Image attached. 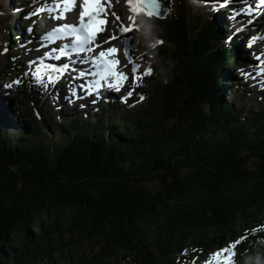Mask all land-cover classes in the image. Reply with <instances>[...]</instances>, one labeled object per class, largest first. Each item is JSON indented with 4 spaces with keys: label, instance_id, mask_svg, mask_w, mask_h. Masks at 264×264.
I'll list each match as a JSON object with an SVG mask.
<instances>
[{
    "label": "trees",
    "instance_id": "16d2710c",
    "mask_svg": "<svg viewBox=\"0 0 264 264\" xmlns=\"http://www.w3.org/2000/svg\"><path fill=\"white\" fill-rule=\"evenodd\" d=\"M159 29L163 75L122 119L99 105L85 128L77 116L55 125L33 111L28 82L0 90V264H179L264 220V109L244 114L221 93L235 43L184 0ZM4 68L18 74L9 58ZM257 257L261 231L233 264Z\"/></svg>",
    "mask_w": 264,
    "mask_h": 264
},
{
    "label": "rangeland",
    "instance_id": "374dc122",
    "mask_svg": "<svg viewBox=\"0 0 264 264\" xmlns=\"http://www.w3.org/2000/svg\"><path fill=\"white\" fill-rule=\"evenodd\" d=\"M178 0H169V8L175 7V4ZM187 3V6L189 8V14L191 17L197 16L200 13L203 12V10L200 9L199 5L196 4V2L201 0H184ZM115 6L114 11L116 18L118 17L120 21L125 23L126 25L131 24L130 26L133 27L132 31L128 33V35L132 38V50L134 53V57L137 60V63L141 66L140 72H143L144 69L151 67L152 73L149 76H146L143 78V80L140 81V86L136 88L133 95L129 98L132 101L129 103L127 102V106L124 108L125 111H122L120 113V110H116L113 107L109 106L108 111L115 116H118V118L122 119L126 111H130L132 107H134L138 102H142L143 100H140V95H143L145 98V95L148 98L150 90H151V83L155 80L161 79L164 71V63L162 61L161 55H159V49L162 45H165L167 41L160 45L153 46L156 44V37L158 36L159 27L161 26L163 19H156L155 17H152L150 19H146L143 16L135 17L133 14L129 12V3L127 0H114ZM28 7V0H0V48L2 46H6L7 52L6 54H11L13 49H20V44L15 42L14 38L12 36V28L13 23L15 20L13 19L12 22L10 21V14L17 12L18 9H21V11H24L25 8ZM16 8V9H15ZM31 9V7L29 8ZM246 15L243 12H237L236 10L231 15L230 21L227 17H225V23L227 24H235L236 21H240L238 18L240 16ZM132 17L130 20L129 17ZM18 17V16H17ZM24 15H20L18 17L19 20H24ZM116 21V20H115ZM113 21V22H115ZM263 21V20H261ZM27 24L30 23L26 22ZM134 23V24H133ZM35 27V26H34ZM222 32L224 33L225 39H223L224 44L227 43L226 38L230 37V33H228V30L222 26ZM233 29H231L232 31ZM247 31H245L242 35L241 41L243 43L250 38V36L253 34L254 30L247 28ZM33 31V30H32ZM28 33V32H26ZM34 32H32L30 35H33ZM228 33V34H227ZM145 38V39H144ZM141 44L144 45L143 49H138L135 47L134 42L135 40H138ZM150 39V40H149ZM232 39V38H231ZM150 41V42H149ZM135 47V48H134ZM255 47H252V50ZM244 48H241L239 50L241 57L237 56L234 58L233 61L237 64L235 68L231 70V72L227 73V77L223 83V86L226 90H221L222 96L224 97V100L231 103V105L236 110L243 111L244 114L249 112V108H255V109H264V76L260 77L262 79L256 80L255 74L253 72H247L248 67H250L252 59L251 54L244 53ZM138 51V52H137ZM0 54V67L4 66L5 62H7V58L3 57L6 56ZM137 54V55H136ZM243 56V58H242ZM138 57V58H137ZM146 64V66H145ZM21 66V65H20ZM241 66V67H240ZM21 67H19L20 69ZM24 70V68H21ZM250 71V70H249ZM259 71V69H257ZM20 75H13L10 73H5L0 77V88L2 91H6L9 93V96H12V90L11 88L14 87L13 81L15 78H18ZM12 84L11 87H6V85ZM131 86V84H130ZM45 89L42 84L39 85V88L31 90V97L33 100V106L35 110L38 112H44L48 111L47 113H50L55 118V125L59 123H66L69 122L72 116H77V118L82 121L83 127L88 124L89 118L91 116H94L92 113L91 108L89 107L86 111L83 112H74L70 110V108L66 111H63L59 114V111L57 109V105L54 104L56 97V93L53 91L52 93ZM129 90V89H128ZM127 90V92H128ZM230 90H235L236 95L235 97L232 96V92ZM5 92V93H6ZM126 92V93H127ZM126 93L123 94V96L126 95ZM46 97V98H45ZM146 99L143 101L145 102ZM6 106V102H2V96L0 95V108L3 106ZM59 114V115H58ZM118 114V115H117ZM10 125V124H9ZM14 125V124H13ZM10 125L9 130L12 132H17V126ZM83 129V128H82ZM51 132V131H50ZM60 130L59 127H56V130L52 131L51 133L46 134L48 138H50L52 135L57 138L60 136ZM263 214H260L262 216ZM243 228V227H242ZM244 228L251 230L252 227L250 223L247 221L244 224ZM200 259H204L205 257H208L209 253L204 256V253H207L206 251L199 252ZM194 260V257L191 258L189 261H187L186 264L192 263Z\"/></svg>",
    "mask_w": 264,
    "mask_h": 264
},
{
    "label": "snow or ice",
    "instance_id": "6c2138e0",
    "mask_svg": "<svg viewBox=\"0 0 264 264\" xmlns=\"http://www.w3.org/2000/svg\"><path fill=\"white\" fill-rule=\"evenodd\" d=\"M128 3L132 4V11H144L147 10V15L149 17H154L158 15L159 9L161 7L160 0H127ZM260 5L264 6V0H259ZM112 7L111 0H51L49 4L45 7L36 8L33 15L39 14L42 11H49L50 13H55L53 19H66V13L79 9L78 18L71 24L64 23L53 27L48 33L46 39L50 42H56L58 39L66 40L67 42L60 44L57 48H53L50 52H46L43 58L39 61H32L31 64L35 65L34 71L28 73L33 75L36 80L42 84L44 87H48L49 84H55L70 68L69 63H63L61 65L45 64L44 59L51 57L57 61L61 58H67L72 60L73 57H82L73 61L74 63L89 64L91 67L86 72L80 70L77 73L79 78L85 76L97 77L93 79L89 84L82 83L79 87L84 90L86 94H92L95 91L101 89L102 86L107 87L110 90L120 91L121 88L129 81V75L120 70V61L117 58L119 50L116 47L105 48L103 44L97 43V36L106 30V25L108 23V12ZM119 20V18H116ZM131 20L132 17L130 16ZM131 30L130 26L118 25V31L120 33H127ZM116 39V35L109 37V40L103 42L104 44L110 43L112 40ZM254 40L256 38H253ZM163 43L157 40L154 47ZM125 57L129 60L132 66L131 75V86L124 96L127 100L135 92L136 88L140 86V81L144 77L151 75V67L144 69L140 72V65L135 63V58L132 57L125 49ZM258 61L264 62V58L258 56ZM127 67V65L125 66ZM91 69H96L92 71ZM260 75H264V68L260 70ZM46 75L48 84L44 83V76ZM20 83L19 80L13 81V84ZM12 84L6 85V87H11ZM72 96H76L75 86L70 88ZM140 100L144 99L143 95H140ZM95 102V101H93ZM242 242V238H237L236 241H230L228 246L218 249L208 255L213 259H206L203 264H213V260L221 256V253L225 254L224 260H217L216 264H229L232 257V252L229 249H234Z\"/></svg>",
    "mask_w": 264,
    "mask_h": 264
},
{
    "label": "water",
    "instance_id": "95a60500",
    "mask_svg": "<svg viewBox=\"0 0 264 264\" xmlns=\"http://www.w3.org/2000/svg\"><path fill=\"white\" fill-rule=\"evenodd\" d=\"M162 3V6L161 8L159 9V12H158V15H156L155 17L157 18H162L166 15V11H167V5H168V2L167 0H165L164 2H160V4Z\"/></svg>",
    "mask_w": 264,
    "mask_h": 264
},
{
    "label": "bare ground",
    "instance_id": "6f19581e",
    "mask_svg": "<svg viewBox=\"0 0 264 264\" xmlns=\"http://www.w3.org/2000/svg\"><path fill=\"white\" fill-rule=\"evenodd\" d=\"M262 24H264V23H262ZM132 39V38H131ZM145 39V38H144ZM150 40V39H149ZM150 42V41H149ZM133 44V43H132ZM134 45H135V47L136 48H138V49H143L144 50V45L143 44H141L140 42H139V39L138 40H135V42H134ZM134 47V48H135ZM138 52V51H137ZM137 55V54H136ZM138 58V57H137ZM145 66H146V64H145ZM260 71V70H259ZM224 90H226L225 88H224ZM112 116V115H111Z\"/></svg>",
    "mask_w": 264,
    "mask_h": 264
},
{
    "label": "clouds",
    "instance_id": "9594fccd",
    "mask_svg": "<svg viewBox=\"0 0 264 264\" xmlns=\"http://www.w3.org/2000/svg\"><path fill=\"white\" fill-rule=\"evenodd\" d=\"M255 264H261V261L259 260V258H256Z\"/></svg>",
    "mask_w": 264,
    "mask_h": 264
}]
</instances>
